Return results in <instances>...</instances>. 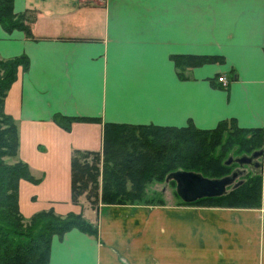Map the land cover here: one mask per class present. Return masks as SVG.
<instances>
[{
  "label": "crops",
  "instance_id": "1",
  "mask_svg": "<svg viewBox=\"0 0 264 264\" xmlns=\"http://www.w3.org/2000/svg\"><path fill=\"white\" fill-rule=\"evenodd\" d=\"M26 10L34 39L0 26V59L29 61L4 99L18 134L10 165L32 179L19 182V211L25 225L52 210L97 229L53 236L49 263L264 264V176L253 209L164 201L102 212L73 202L70 183L72 153L100 152L105 124L264 129V0H13ZM174 56L218 60L180 76ZM55 116L78 121L65 130Z\"/></svg>",
  "mask_w": 264,
  "mask_h": 264
},
{
  "label": "trees",
  "instance_id": "2",
  "mask_svg": "<svg viewBox=\"0 0 264 264\" xmlns=\"http://www.w3.org/2000/svg\"><path fill=\"white\" fill-rule=\"evenodd\" d=\"M36 16V12L30 10L16 14L13 0H0V26L7 33L21 31L26 39H34L32 25ZM171 59L180 76L188 67L218 60L201 56H174ZM28 67L26 56L0 59V264H50L53 236L62 237L71 229L91 236L97 234L96 227L81 216L61 218L52 210L38 213L24 224L18 203L19 182L32 179L26 164L10 165L4 160L14 158L18 150L17 129L12 118L4 112V99L18 73L26 72ZM75 121L78 119L54 118V122L65 130H69ZM263 138L264 129H242L233 121H222L210 130L197 129L192 124L180 128L105 124L100 168L99 152L74 151L71 155V198L77 202L91 184L86 199L89 202L96 200L98 177H101L99 199L103 205L148 204L144 200L145 189L152 182H165L166 176L176 170L196 172L211 179L224 177L231 172V166L224 162L233 146L235 151L249 155L261 149ZM88 157L91 162L86 161ZM261 185L262 176L255 172L223 196L182 204L253 209L259 206ZM149 204L162 205L163 200Z\"/></svg>",
  "mask_w": 264,
  "mask_h": 264
},
{
  "label": "water",
  "instance_id": "3",
  "mask_svg": "<svg viewBox=\"0 0 264 264\" xmlns=\"http://www.w3.org/2000/svg\"><path fill=\"white\" fill-rule=\"evenodd\" d=\"M233 164L238 167L221 178L211 179L196 172L176 170L166 176L165 182L175 183V193L185 204L223 196L227 194L228 188L234 189L241 185L239 178L246 173L245 166L264 176V148L255 150L250 155L229 156L224 162L226 166Z\"/></svg>",
  "mask_w": 264,
  "mask_h": 264
},
{
  "label": "rangeland",
  "instance_id": "4",
  "mask_svg": "<svg viewBox=\"0 0 264 264\" xmlns=\"http://www.w3.org/2000/svg\"><path fill=\"white\" fill-rule=\"evenodd\" d=\"M261 148H264V138H263V142H262V146ZM236 148L235 146H233V149L226 155L225 159H227L229 156L232 157H239L241 155H244V153L241 152H237L235 151ZM259 150V149H258ZM100 154V163H99V168L102 165V155L101 152H99ZM248 155V154H246ZM250 155V154H249ZM5 162L6 160H8L9 163L6 162V164H10L11 162V158H4ZM81 161H85V160H81ZM87 162H91V157H88L86 159ZM238 166L236 164L231 165V171L234 170L235 168H237ZM246 170V173L241 176L239 178V180L242 182L246 179V177L248 176H252L256 171H254V169H251L247 166L244 167ZM100 170V169H99ZM101 172V171H100ZM231 173V172H230ZM229 175V174H228ZM261 175V174H260ZM262 176V175H261ZM98 184H97V191H98V197L96 200L91 199L90 202L86 199L87 194H90V187L92 186L91 184H89V186H87L86 191L84 193V195L80 196L78 198V202H81L82 204H84V206H86L87 208L90 209H97L98 210H102V212H105L106 208L108 207H115L116 205H110V206H106L103 205L100 201V193H101V177H98ZM231 190V188H228V191ZM161 199L164 201H169V202H182L178 196L175 193V183H171V182H152L150 185L147 186V188L145 189V201L148 204H143V203H137V204H126L124 206H133V207H139V206H143V207H155L157 204H149V203H155L156 200ZM183 203V202H182ZM183 205V204H181ZM186 206V205H185Z\"/></svg>",
  "mask_w": 264,
  "mask_h": 264
},
{
  "label": "built area",
  "instance_id": "5",
  "mask_svg": "<svg viewBox=\"0 0 264 264\" xmlns=\"http://www.w3.org/2000/svg\"><path fill=\"white\" fill-rule=\"evenodd\" d=\"M93 1H95V2H97V3H103L105 0H93ZM218 82H220L221 84H223V86L226 85V83H225V81H224L223 78L218 79Z\"/></svg>",
  "mask_w": 264,
  "mask_h": 264
}]
</instances>
